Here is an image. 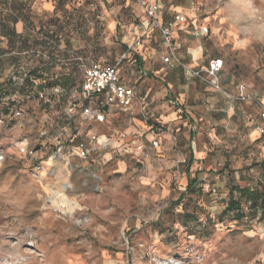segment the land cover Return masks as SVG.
I'll list each match as a JSON object with an SVG mask.
<instances>
[{"label":"rangeland","instance_id":"rangeland-1","mask_svg":"<svg viewBox=\"0 0 264 264\" xmlns=\"http://www.w3.org/2000/svg\"><path fill=\"white\" fill-rule=\"evenodd\" d=\"M160 1L208 27L206 35L187 26L177 36L201 45L203 63L223 59L222 90L235 97L243 85L254 99L228 98L196 80L185 91L183 73L163 65L141 92L125 59L118 66L135 86L131 109L93 104L88 114L77 106L68 115L69 101L83 104L74 93L82 64L118 61L138 6L0 0V22L18 34L11 42L0 35V82H14L0 91V264H264V215H249L243 200L241 220L222 212L231 185L264 189V0ZM159 43L151 44L156 54ZM153 56L142 62L149 70ZM24 73L29 80L20 86ZM67 74L70 85L61 79ZM57 84L64 93L53 90ZM183 105L181 118L160 117ZM57 140L93 149L86 158L55 154Z\"/></svg>","mask_w":264,"mask_h":264},{"label":"built area","instance_id":"built-area-1","mask_svg":"<svg viewBox=\"0 0 264 264\" xmlns=\"http://www.w3.org/2000/svg\"><path fill=\"white\" fill-rule=\"evenodd\" d=\"M40 1L46 2L48 0ZM132 1L138 6L141 18L135 24V33L133 34L131 42L126 44L115 64L106 65L99 62L82 64V81L78 89L74 90V93L83 101V104L77 105L76 101H69L66 107L68 115L74 114L77 106H81L83 113L88 114L91 112V105L93 104L100 106L116 104L120 107L131 109L132 103L137 98L136 91L133 87L128 86L120 80L118 65L125 59L132 61L130 55L142 46L145 39L151 36L159 39L160 47L163 49L159 58L163 64L170 68H179L187 81L196 80L215 90L223 91L219 83V73L224 64L221 57L211 58L204 66H192L180 56L182 45L175 37L178 28L177 25L186 22L185 27L192 26L194 29H197L199 34L206 35L209 29L205 24L196 25L195 19L193 17H187L182 11H174L169 14L170 19H165L166 10L160 0ZM117 25L122 26L120 23H117ZM136 71L145 74L140 67H136ZM25 76V73L23 76H19L18 83H23ZM243 89L244 86L241 85L240 92L235 97L225 91L223 93L228 98H236L238 100L247 101L254 99L250 93L244 92ZM53 90L56 93L65 92V89L58 84L53 87ZM38 95L43 97V91H39ZM144 109L145 103L140 102L139 112L142 113ZM259 114L264 119V107H260ZM260 131L262 132L263 129ZM90 139H96V137L92 135ZM92 149L93 147L89 146L84 140H79L71 146L66 145L63 141L57 140L54 145L55 154L76 155L80 158H86ZM19 150L24 156H31L33 154V149L27 143H21ZM2 159L3 155L0 154V161ZM30 177L39 179L40 176L35 168H32L30 171ZM61 207H64V204H61Z\"/></svg>","mask_w":264,"mask_h":264},{"label":"crops","instance_id":"crops-1","mask_svg":"<svg viewBox=\"0 0 264 264\" xmlns=\"http://www.w3.org/2000/svg\"><path fill=\"white\" fill-rule=\"evenodd\" d=\"M174 11H177V10H175V7L174 6H171V8L168 9L166 12L168 14H171ZM139 18H141V15L139 16ZM189 27L192 29V33L195 36H197V37L202 36L201 34H199L197 32V29L196 28L194 29L192 26H189ZM186 28H188V27H184V26L178 27L177 28V31H176V34H175V37H176L177 41H179L181 43V45H182V48H181V51H180V56L188 64H190L192 66H204V65H206V63H203L204 61H203L202 58H203L204 55H203V51H202L201 45L199 43H197V42L194 43L192 46L186 45L177 36V32H179V31L185 32V31H187ZM134 29H135V26H134ZM134 33H135V31H134ZM132 38H133V36H132ZM132 38H131V40H132ZM131 40H130V42H131ZM156 40H157V38L155 36H151L150 38L145 39L144 42H143V44H142V46L140 48L136 49V51H134V53H132L130 55V59L132 58V61L129 60V59H127V61L129 62V65L132 67V68H130V70H129L128 73H130L132 75L130 77L133 78L134 84L137 81H140L138 83V86H139L138 87L139 88L138 90L141 91V92H142V90L149 92L153 88V86H154V84L151 81L152 80L151 77L153 78V76H156L155 73L162 72L163 68L167 66V65L163 64L161 62L160 58H159L160 54L163 52V49L160 47L157 50V54H156L155 53V49L151 47V44H153V42H155ZM126 44H128V43H125L123 49L125 48ZM148 47H151L152 53L151 54L148 53L146 55V50L148 49ZM147 56H149V58H151V56H153V58H154V59H152V64H153V68H154L153 70H149V67H145L142 64V62L147 58ZM136 67L142 68V70L145 72V74H141L138 71H136ZM166 68H168V66ZM175 70H179L180 73H182L179 68H170V67H169V69L165 73H174V72L176 73ZM120 73L121 72L119 70L120 80L122 82H124L125 84H127L128 86L133 87L134 90H135V86L130 83L132 79L129 77L128 79L126 78V80H125V78L122 77ZM183 79L185 80V78H183ZM185 81L186 82L184 83L183 88L186 91L187 88H188L189 81H187V80H185ZM184 94L185 93H183V92L180 93V95H184ZM181 100H182V97H181ZM225 102L228 105L227 112H228V114H231L230 113V110L232 111V109H233V105L231 104L232 101L230 99H227ZM184 106L185 105L181 106V108H175V109H172L171 108L168 111H165L163 114H161L160 117L163 120H172V119H174V118L176 119L178 117L181 118L183 116V114L182 113L179 114V112L182 110V108L184 110H186ZM158 112H159V110H158Z\"/></svg>","mask_w":264,"mask_h":264},{"label":"trees","instance_id":"trees-1","mask_svg":"<svg viewBox=\"0 0 264 264\" xmlns=\"http://www.w3.org/2000/svg\"><path fill=\"white\" fill-rule=\"evenodd\" d=\"M14 21L16 22L17 19H15ZM0 35L8 38V42H11L13 37L18 36L16 31L4 21L0 22ZM49 66H52V63L49 64ZM48 68L50 67H46V70ZM34 71L36 72L37 69L35 68ZM61 79H63L64 85H70L72 82V76L70 74H67L66 76L62 75ZM28 80H29L28 76L26 75L24 82L19 83V85L20 86L26 85V83H28ZM54 82H60V80H56ZM10 86L13 87L14 82L8 78V80H4L0 82V91L5 90ZM191 187H192V183L189 180L187 184V188H191ZM235 193H237V195ZM242 200L246 203L249 209V212H248L249 215L254 216V214L257 213L258 211L261 213L262 216L264 215V189H258L256 186H242L241 187L238 185H231L229 192H228V198L226 200L225 207L222 212L231 213L233 214L234 219L241 220L245 216V212L241 205ZM185 216H190L191 220H196V217L193 216V214L187 213L185 214Z\"/></svg>","mask_w":264,"mask_h":264}]
</instances>
